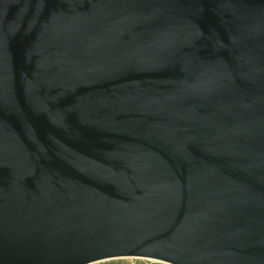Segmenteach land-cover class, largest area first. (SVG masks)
<instances>
[{"label":"water","instance_id":"obj_1","mask_svg":"<svg viewBox=\"0 0 264 264\" xmlns=\"http://www.w3.org/2000/svg\"><path fill=\"white\" fill-rule=\"evenodd\" d=\"M264 264V0H0V264Z\"/></svg>","mask_w":264,"mask_h":264},{"label":"rangeland","instance_id":"obj_2","mask_svg":"<svg viewBox=\"0 0 264 264\" xmlns=\"http://www.w3.org/2000/svg\"><path fill=\"white\" fill-rule=\"evenodd\" d=\"M87 264H170V263L160 260H154L151 258H145V257L125 256V257H113V258L101 259Z\"/></svg>","mask_w":264,"mask_h":264},{"label":"bare ground","instance_id":"obj_3","mask_svg":"<svg viewBox=\"0 0 264 264\" xmlns=\"http://www.w3.org/2000/svg\"><path fill=\"white\" fill-rule=\"evenodd\" d=\"M152 259V258H151ZM154 260H157V259H154ZM161 261V260H160ZM171 264V263H170Z\"/></svg>","mask_w":264,"mask_h":264}]
</instances>
